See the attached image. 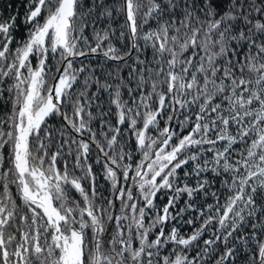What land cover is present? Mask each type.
<instances>
[{"label":"snow or ice","instance_id":"obj_1","mask_svg":"<svg viewBox=\"0 0 264 264\" xmlns=\"http://www.w3.org/2000/svg\"><path fill=\"white\" fill-rule=\"evenodd\" d=\"M24 9L0 12V264H264V0Z\"/></svg>","mask_w":264,"mask_h":264},{"label":"trees","instance_id":"obj_2","mask_svg":"<svg viewBox=\"0 0 264 264\" xmlns=\"http://www.w3.org/2000/svg\"><path fill=\"white\" fill-rule=\"evenodd\" d=\"M25 2H26V0H0V12H2L5 16H7L8 14H15L16 11L18 10L20 12V14L22 15L24 13V10H25L24 9ZM110 2H111V0H110ZM9 4L11 5V7L7 8L6 6ZM123 23H124L123 17H118L117 20L115 22H113L112 27L118 28ZM103 26L104 25H101V27H103ZM24 32H25V29L22 27L20 29V31L17 33V38L19 39V37L22 36L24 34ZM86 34H90V30H89V33H86ZM117 46L119 47V44H117ZM150 56H151V53H149V57ZM81 60H83V58H80V60H77L76 65H75L76 67H79ZM89 61H90V66L95 69L96 75L101 78L102 83L104 81V78L107 76V73L112 72L113 75L115 76L116 71H117L116 65L118 63L120 64V68L122 69V71L120 72V75L125 77V78L128 77V68L124 64H122L121 62H115V61L105 62L102 58L97 59L95 57H90ZM33 63H35V61ZM129 63H131V61ZM84 75H87V73H85ZM108 82L114 83V80L109 79ZM80 83L81 84L83 83V79H81ZM77 90L78 91L80 90L79 87H77ZM90 90L92 92H95L96 91L95 86H92ZM124 96H125V98H127L126 93L124 94ZM99 97H100V99L97 100L95 103L98 104L100 106V108L94 107V110L96 112H99L100 109H103L105 112H107L109 110L108 92L99 93ZM10 107H11L10 105L7 108L0 106V117H3L5 112L10 111ZM113 111H114V106H113ZM109 119H111L113 122L115 121L114 116L109 117ZM93 126H94V128L98 129V122H96ZM161 127H163V123H161ZM153 135H156V133H153ZM139 158H140V153L134 152V160L138 161ZM188 167H190V165ZM180 175H181V177H183V170L180 171ZM206 175H208L209 178L211 179L210 173L206 174ZM188 182L190 184L194 183V178H188ZM108 187L109 186L107 184L103 185V192H104L105 196L108 195ZM219 187H220L219 182H217L215 185H213V190H217V189H219ZM161 195H163V194H158V197L156 200L157 207H159V208H162L163 205L167 203V195H164L163 199L160 198ZM73 196H76L77 198H79L75 192H73ZM185 199H186V196L182 197L180 199V201L178 202V205H177L178 208L184 206ZM212 202L213 201L210 198L205 200V198L203 197L202 194L195 198V203H197L199 205H204L206 203H212ZM187 215L188 214H186L185 218H187ZM178 226L180 227L182 233L187 234V233L191 232V228L186 226V225L181 224ZM171 227H172V224L169 223L166 226V231H168ZM236 264H247V252L245 250H243V249L238 250V255L236 258Z\"/></svg>","mask_w":264,"mask_h":264}]
</instances>
